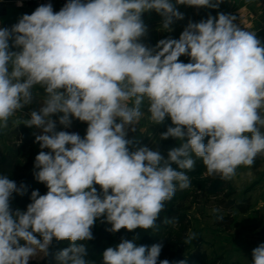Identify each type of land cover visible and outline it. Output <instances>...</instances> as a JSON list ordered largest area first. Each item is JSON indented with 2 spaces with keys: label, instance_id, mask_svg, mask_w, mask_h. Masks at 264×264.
Here are the masks:
<instances>
[{
  "label": "clouds",
  "instance_id": "1",
  "mask_svg": "<svg viewBox=\"0 0 264 264\" xmlns=\"http://www.w3.org/2000/svg\"><path fill=\"white\" fill-rule=\"evenodd\" d=\"M221 2L67 0L58 12L41 4L0 28V128L33 103L34 88L43 89L42 106L24 125L42 130L35 135L41 151L34 175L48 189L32 191L26 210L13 211V194L23 195L25 186L0 176V264L46 257L53 238L70 241L56 264H90L80 242L94 238L97 219L113 233L154 228L165 202L190 187L186 171L196 159L207 176L227 181L264 156V43L256 32L218 13L189 20L178 39H161L154 48L141 42L144 13L155 11L171 31L184 19L177 5L218 8ZM145 102L154 124L171 121L160 139L178 143L166 158L158 147L130 150L128 133L136 132ZM53 116L64 128L73 120L86 123V134L57 131ZM193 239L195 233L184 243ZM162 248L124 239L103 252L102 264H170L159 260ZM251 264H264V243L252 250Z\"/></svg>",
  "mask_w": 264,
  "mask_h": 264
},
{
  "label": "rangeland",
  "instance_id": "2",
  "mask_svg": "<svg viewBox=\"0 0 264 264\" xmlns=\"http://www.w3.org/2000/svg\"><path fill=\"white\" fill-rule=\"evenodd\" d=\"M170 124L169 119L168 122L158 124V127L160 126L164 132ZM17 130L20 134L15 133ZM157 140L155 138L149 140L145 146L150 149L158 147L165 158L168 150L178 143L172 138ZM0 145L4 153L11 154V162L16 159V170L10 173L9 178L15 181L17 186H25L23 195L13 194L11 208L13 211L16 209L25 211L31 202L32 191L38 190L44 195L48 190L34 175L38 171L34 169V161L39 153V144L35 142L31 128L24 124L11 123L6 128H0ZM257 162H259L257 168L254 167L256 165L240 166L232 179L227 181L222 179L224 187L214 189L210 186L209 180L212 176L205 174L206 167L202 160L196 159L195 167L191 171H186L191 181L190 187L185 190L178 189L173 198L165 202V208L156 221V227L148 230L138 228L133 231L121 229L113 233L107 231L111 225L101 217L91 229L94 238L80 242L84 243L88 250L85 259L90 264H102L103 252L108 247H116L126 239L135 240L138 246L150 247L162 243L159 260L167 259L170 264L182 260H185L186 264H251L252 250L264 243V236L261 235L264 216L257 213V207L264 201V191L260 187V181H257L264 176V156H258L254 164ZM229 198L240 204L245 202L244 205L249 207L248 211L240 212L238 208H233L229 213L226 208ZM213 209H220V212L214 213ZM217 215H223V220H218ZM165 219L174 222L161 224ZM192 233H195V239L190 243H184ZM69 246L70 241L55 243L53 238L49 253ZM45 258L43 254H39L30 258L29 264L51 261L49 257Z\"/></svg>",
  "mask_w": 264,
  "mask_h": 264
},
{
  "label": "crops",
  "instance_id": "3",
  "mask_svg": "<svg viewBox=\"0 0 264 264\" xmlns=\"http://www.w3.org/2000/svg\"><path fill=\"white\" fill-rule=\"evenodd\" d=\"M173 3H175V0H173ZM61 8L62 7H58V11ZM177 9L184 14V19L175 20L170 26L171 31L164 30L161 27L163 17L158 13L155 11L144 13L142 19L147 26V34L141 38V42L147 47L154 48L161 39L169 37L178 39L189 20L199 22L201 20H207L209 15L216 17L218 13H224L234 16L236 18L234 23L241 29L256 32L257 38L264 43V0H222L218 8H195L177 5ZM33 11L34 4L32 0H0V28H11L12 25L18 22L23 14H31ZM10 50L18 51V49L12 47H10ZM179 59L183 62L189 61L188 56H181ZM33 93L35 97L33 103L25 106L21 111L16 112L10 117L8 124H24L25 121L30 118L29 113L33 110H38L42 106V101L40 100L44 98L43 89L37 86L33 89ZM143 106L142 110L144 111V115L137 125L136 132L129 131L128 133L127 138L134 140V144L129 146L130 150L145 146L149 140L154 138L155 140H159L160 133H162L160 126L158 127V124L152 122L150 114L147 112V102H145ZM53 119L57 121V131H64L65 128L58 123V116H53ZM168 120L169 119H166L165 121L168 122ZM70 128L79 129L83 137L86 134L87 124L78 120H73ZM31 129L34 136L42 134V130L40 129L35 127ZM40 151L41 149L39 146V152ZM44 151H48V149H44ZM258 164L259 162L254 164L256 165L254 167H259ZM257 181H260V187L264 191V176ZM96 187L99 190V186ZM257 213L259 216H264V201H261V206L257 207Z\"/></svg>",
  "mask_w": 264,
  "mask_h": 264
},
{
  "label": "trees",
  "instance_id": "4",
  "mask_svg": "<svg viewBox=\"0 0 264 264\" xmlns=\"http://www.w3.org/2000/svg\"><path fill=\"white\" fill-rule=\"evenodd\" d=\"M15 133L20 134V131L17 130V131H15ZM10 156H11V154H7V153H4L2 151L1 145H0V176H6L9 178L10 173L13 170H16V159L11 162ZM209 180L211 182L210 186L213 187L214 189L219 188L220 186H223L225 184L224 181L221 178H219L218 176L212 177ZM244 204H245V202L240 204V203H237V201L235 199L229 198V201L227 202L226 208L229 211V213H231L233 208H238L240 210V212H246V211H248L249 207H248V205H244ZM161 224H165L164 221H161ZM54 241H55V243H57V240L55 238H54ZM59 251L60 250H58V249L53 250V253H49V255L46 256V258L49 257L51 259V261L44 260L41 264H56L55 263V255Z\"/></svg>",
  "mask_w": 264,
  "mask_h": 264
},
{
  "label": "built area",
  "instance_id": "5",
  "mask_svg": "<svg viewBox=\"0 0 264 264\" xmlns=\"http://www.w3.org/2000/svg\"><path fill=\"white\" fill-rule=\"evenodd\" d=\"M34 4V10L41 4L51 3L53 6L54 12H58V7H63L67 0H32Z\"/></svg>",
  "mask_w": 264,
  "mask_h": 264
},
{
  "label": "water",
  "instance_id": "6",
  "mask_svg": "<svg viewBox=\"0 0 264 264\" xmlns=\"http://www.w3.org/2000/svg\"><path fill=\"white\" fill-rule=\"evenodd\" d=\"M64 131H67V132H70V133H72V132H75V133H78L80 136H81V132H80V130L79 129H75V128H65V130ZM82 137V136H81ZM261 235L262 236H264V228H263V230L261 231Z\"/></svg>",
  "mask_w": 264,
  "mask_h": 264
}]
</instances>
